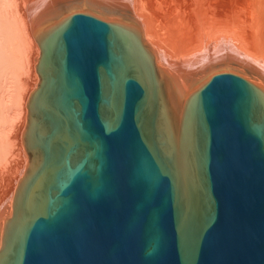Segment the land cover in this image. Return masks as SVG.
Segmentation results:
<instances>
[{
	"label": "water",
	"instance_id": "1",
	"mask_svg": "<svg viewBox=\"0 0 264 264\" xmlns=\"http://www.w3.org/2000/svg\"><path fill=\"white\" fill-rule=\"evenodd\" d=\"M38 41L0 264H264V88L225 72L175 115L135 30L79 13Z\"/></svg>",
	"mask_w": 264,
	"mask_h": 264
},
{
	"label": "bare ground",
	"instance_id": "2",
	"mask_svg": "<svg viewBox=\"0 0 264 264\" xmlns=\"http://www.w3.org/2000/svg\"><path fill=\"white\" fill-rule=\"evenodd\" d=\"M79 13L142 37L175 115L225 72L264 88V0H0V234L28 175L24 134L29 94L41 81L38 36Z\"/></svg>",
	"mask_w": 264,
	"mask_h": 264
},
{
	"label": "rangeland",
	"instance_id": "3",
	"mask_svg": "<svg viewBox=\"0 0 264 264\" xmlns=\"http://www.w3.org/2000/svg\"><path fill=\"white\" fill-rule=\"evenodd\" d=\"M90 15V14H89ZM96 17V16H95ZM100 19V18H99ZM105 21V20H104ZM230 73H232V72H230ZM233 74H237V73H233ZM39 75V74H38ZM237 75H240V74H237ZM240 76H242V75H240ZM243 77V76H242Z\"/></svg>",
	"mask_w": 264,
	"mask_h": 264
}]
</instances>
